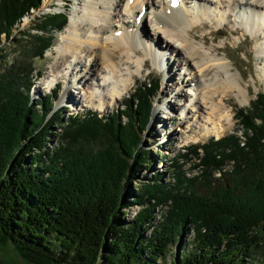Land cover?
Segmentation results:
<instances>
[{
  "label": "trees",
  "instance_id": "obj_1",
  "mask_svg": "<svg viewBox=\"0 0 264 264\" xmlns=\"http://www.w3.org/2000/svg\"><path fill=\"white\" fill-rule=\"evenodd\" d=\"M41 3L0 0V52ZM68 16L43 13L35 29L19 31L30 58L52 48ZM34 70L26 61L0 71V244H14L33 264H159L175 243L184 250L169 264L254 262L264 231V92L237 107L240 134L190 144L177 159L193 155L188 173L181 170L187 161L168 180L154 173L134 194L142 209L127 223L124 200L150 158L138 129L148 124L158 80L138 85L116 112L92 109L65 120L50 98L34 108L27 88ZM54 123L60 141L49 147ZM191 230L188 248L183 239Z\"/></svg>",
  "mask_w": 264,
  "mask_h": 264
},
{
  "label": "bare ground",
  "instance_id": "obj_2",
  "mask_svg": "<svg viewBox=\"0 0 264 264\" xmlns=\"http://www.w3.org/2000/svg\"><path fill=\"white\" fill-rule=\"evenodd\" d=\"M78 1L63 40L55 48L50 74L44 80L47 88L61 79L66 82L62 102L78 103L75 94L78 80L84 105L106 109L123 98L132 82L154 60L160 74L169 77L165 87L168 91L173 89L171 93L175 96H181L184 90L174 87V67L179 68L181 79L185 77L183 84L195 87L184 93L188 102L181 120L187 122L192 113L198 114L200 122L195 118L189 127L197 122L203 128L193 138L213 130L220 134L233 124L226 97L235 94L239 104L244 105L248 90L242 75L233 71L230 57L226 53L222 56L221 47L211 45L207 35H198L196 30L209 25L220 29L226 26V20L232 24L234 34L245 29L264 50V0H180L177 8L170 5L172 0ZM147 13L151 23L154 22L153 34L148 27L146 30ZM232 15H235L233 19ZM162 39L167 46L160 45ZM169 51L181 60H169L165 64ZM261 58L264 61V55ZM94 71L98 74L95 79ZM259 76L264 79V68ZM161 123L166 125L165 120ZM187 132L186 129L183 134Z\"/></svg>",
  "mask_w": 264,
  "mask_h": 264
},
{
  "label": "rangeland",
  "instance_id": "obj_3",
  "mask_svg": "<svg viewBox=\"0 0 264 264\" xmlns=\"http://www.w3.org/2000/svg\"><path fill=\"white\" fill-rule=\"evenodd\" d=\"M78 2V0H69L68 2H61L60 0H43L40 9L33 10L30 13H27L24 17H22L20 23L16 24L15 30H13L14 36H12L9 41H6V36L2 35L4 42H6L3 45V51L0 52V71L12 64L23 65V63L26 61L30 62L31 66H33L35 70L33 71V73L30 74L33 75V77L30 79V87L27 86V88L29 89V98L32 101L31 103L34 104V108L38 110L41 109V100L50 98L55 103L52 108V111H60L61 114L64 116L63 118H65V120L67 119L69 114L75 115L78 113H85L87 110L95 109L94 106L84 105L85 103H83L82 94L83 89L80 88V85L77 84L78 80H76L75 83V94L78 98V103H74L76 105H74L73 103H68V105L67 103L62 102L64 91L66 89V82L63 79L60 80V82H62L60 87L55 89V95L52 94V90H48L44 82L45 78L50 74L49 71L50 68L53 66L52 64L55 62V48L62 42L64 34L63 32H65L67 25L60 32H54L56 33V38L52 48L49 49L45 55L38 56L36 58H30L28 50L29 41H27L26 38L21 39L18 34L21 33L19 31L35 29L37 26V18L43 13L52 14L58 10L67 11L69 14L68 18L71 19V12L73 11L75 5ZM144 15L146 16V14ZM149 16V13H147L145 21L146 30L148 27L150 33L153 34L155 26L154 22L151 23ZM234 17L235 15H232L231 19H233ZM68 18L67 20L70 23V20ZM224 25L226 26H222V28L220 29L215 28V26L213 27L209 25L208 28L196 30V33L198 35L205 33L211 45L221 47L220 54L222 56H225L226 53L228 57H230L231 62L233 64V71L239 72L242 75V81L244 85H246V90H248L246 96L247 102L244 105L239 104L238 97L235 94H231L226 97L225 104L230 110V113L233 114V124L227 128H224L220 132V134L216 133V131L213 130L207 135H198V138H193L195 135L197 136V134L202 132L203 128V126H201L202 123L197 122L195 123V125L197 124L196 126H192V124H190L191 126L189 127V123L194 122L195 118L199 120V118L197 117L198 114L192 113V116H190L191 118H187V122L183 123V121L181 120L184 116V112L187 109V107L185 106V102H188V97H186L184 93H186L188 89L190 90V88L194 90L195 87L186 86V82L183 84V78L185 77L183 76L181 79L182 75H179V68L174 67V71H176V79H174L176 84L174 85V87H176L177 89L181 88L182 90H184V93L181 94V96H175L174 93H171L173 89H171V91H168V89L165 87L167 84L166 81L169 79V77L167 76V74H160V68L159 66H157V64H155L154 60H149V67L147 69H144V71L138 75V77L136 78V82H132L131 88L128 91H125V93L123 94V98L119 102L115 103L114 105H108V107L103 110H99L98 108V112H100L104 116L109 113L111 114L112 111L116 112L117 108L121 109V107L125 105L126 97L128 98V96L132 95L135 92L137 85H143L150 81H154L155 79L158 80L159 89L153 92L151 96L152 112L148 120V124L146 125V127L144 126L142 129H138L140 135L142 136V140H144L143 145L146 147V149H150V158L146 163H143V167L139 169L138 176L132 181V189L130 190L131 193L128 194L124 200V207L122 208L123 210L121 213V217L127 223L131 222V220L136 216L138 211L142 209V206L137 204L134 194L137 193V190L141 188L144 183L150 180L151 176H153L154 173H163V178L168 180L167 178L171 177L172 175L171 170L173 169L174 165L177 166L178 164H183L185 161L187 162H185L183 166L181 165V170L186 171L188 173V171H190L191 169L190 164L194 162L196 163L195 158H193V155L189 154L187 159L185 156L182 157V163L181 160L177 159L179 158V156H182V154H186L189 152L190 144L193 142L203 144V142L206 141L208 138H216L220 135L232 133L234 129L239 130L240 126L236 113L237 107L246 108L249 105L250 101L253 98L255 99L257 93L264 92V79H261L259 76V74L264 68V61L261 58V54L264 55V50H262L261 45L256 42V37H254L250 32L244 29L234 34L232 32L233 26L230 22L228 23L227 21ZM211 31L213 33H211ZM160 45H163L165 47L167 46V43H165L162 39L160 40ZM32 53L33 52H31V54ZM168 56L169 58L166 57V59L164 60L165 64L169 62V60H181L179 55L173 54L171 53V51H169ZM38 70H41V72L38 73ZM194 70L195 69H193V71ZM94 73L95 79L98 74L96 71H94ZM91 82L92 80L90 79L89 83ZM166 106H169V109ZM121 118V120L127 119L126 117H124V115H121ZM162 120H165V126L163 125V123H161ZM60 125L61 124L58 123H54L51 125L53 134L47 146L55 147L58 145L60 141ZM191 128L193 129L190 130ZM186 129L189 130V132L183 134V131ZM186 137L187 139L185 140ZM228 168L229 166H226V169ZM217 174L218 173H216L215 176H217ZM163 211L164 207H158L154 219L155 223L159 220V214ZM148 233H151L150 224L148 227L145 228L144 234ZM191 238L192 230L183 239V244L184 242H189V244L186 245L188 248H191L192 245ZM261 241L262 246L256 252L254 256V262L252 264H264L263 230H261ZM178 244L179 243H175L174 245H172V248H170L171 252L167 256L166 261L160 258L157 260L158 263L169 264L173 256H180V251L183 252L184 248H182V243L179 244L180 246H178ZM2 261L8 264H33L29 263L25 258H23V255L18 250V248H16L14 244L9 242H6L3 245L0 244V262Z\"/></svg>",
  "mask_w": 264,
  "mask_h": 264
}]
</instances>
